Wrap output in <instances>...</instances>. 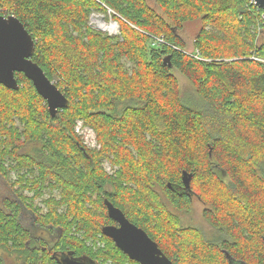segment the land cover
Instances as JSON below:
<instances>
[{
    "label": "trees",
    "instance_id": "trees-1",
    "mask_svg": "<svg viewBox=\"0 0 264 264\" xmlns=\"http://www.w3.org/2000/svg\"><path fill=\"white\" fill-rule=\"evenodd\" d=\"M154 4L0 0V14L17 17L32 34L33 61L68 100L51 116L22 72L19 89L0 84V249L16 264H51L54 249L100 264H140L102 233L112 222L104 199L173 264H264L262 9L248 0ZM94 12L118 33L91 26ZM193 21L199 28L187 42L181 33ZM152 36L168 43L154 44ZM78 120L98 147L76 132ZM192 195L204 204L211 237L182 219ZM22 209L55 231L44 243L50 250L26 245ZM0 264H7L2 253Z\"/></svg>",
    "mask_w": 264,
    "mask_h": 264
},
{
    "label": "water",
    "instance_id": "water-1",
    "mask_svg": "<svg viewBox=\"0 0 264 264\" xmlns=\"http://www.w3.org/2000/svg\"><path fill=\"white\" fill-rule=\"evenodd\" d=\"M256 2L264 10V0ZM90 25L94 26L91 23ZM34 48L35 40L32 34L17 17L0 15V84L10 89H19L16 73L22 72L32 81L38 94L46 101L49 113L54 116L59 109L66 106L68 100L40 65L33 61ZM181 177L183 187L189 189L191 175L183 171ZM168 186L170 187V184ZM104 202L108 216L119 225H105L102 227V233L110 237L130 259L140 264H173L141 227L128 220L124 213L107 199H104ZM66 264L86 263L73 259ZM89 264L95 263L91 260Z\"/></svg>",
    "mask_w": 264,
    "mask_h": 264
},
{
    "label": "rangeland",
    "instance_id": "rangeland-1",
    "mask_svg": "<svg viewBox=\"0 0 264 264\" xmlns=\"http://www.w3.org/2000/svg\"><path fill=\"white\" fill-rule=\"evenodd\" d=\"M146 1L150 5H153V6L155 5L154 0H146ZM0 15H2V14H0ZM95 17H102L103 20L105 21V23H114L112 21H106L103 14H101L99 12H94L91 14L90 23L99 29L101 27L96 26L95 21H94ZM198 28H199V23L196 21L186 23L184 30L181 33L184 40H186L187 42H190V40H191L190 37L193 36L194 32H196L198 30ZM101 30L107 31L110 34H116V33H118V26L116 24L115 30H112V31H110L108 29H101ZM187 49H191V48H187ZM175 73L177 74L178 78L181 81L182 89L185 92H191L192 88H191L189 82L183 76H181L176 70H175ZM76 132L82 136V138H83V140L87 146H89V147H98L99 146V144L95 140L94 131L90 127L83 125L82 120L77 121ZM104 166L108 172H111L113 170V168L109 165L108 162H104ZM214 170L218 174L219 177H221V178L225 177V172L223 170H221L217 167H215ZM11 177L15 178L14 172L11 173ZM3 187H4V183H3V180L0 178V193L3 189ZM203 207H204V204L198 198L193 197V199H192V210L189 213H183L182 219L185 223L190 222V223L199 225L200 227H202L204 229L206 235L208 237H211V236H213V234H216V231L205 221V219L202 215ZM98 245H99V243H98Z\"/></svg>",
    "mask_w": 264,
    "mask_h": 264
},
{
    "label": "flooded vegetation",
    "instance_id": "flooded-vegetation-1",
    "mask_svg": "<svg viewBox=\"0 0 264 264\" xmlns=\"http://www.w3.org/2000/svg\"><path fill=\"white\" fill-rule=\"evenodd\" d=\"M181 189H184V188L182 187ZM190 197L191 199H193L194 195ZM17 217H18L17 219L23 223L25 229L29 231L30 238L28 239V241H26L27 246L31 245V247L40 248L41 251H45L44 245L47 246V244H44V243L48 242V240H51V241L55 240V235H54L55 231L49 228L48 226L45 227V226L36 224L34 220L30 217L28 210L22 209L21 211L18 212ZM105 225L118 226L119 224L115 220H112V222L107 223ZM102 227H101V230H102ZM10 246L12 249L13 247L12 242L10 243ZM99 246L102 247L104 246V244L99 242ZM50 248L52 247L47 246V250H50ZM94 248H96V246H94ZM0 253L4 255V259L7 264H16L13 253L10 254L1 249H0ZM51 257L53 258V262L51 264H66L67 261L73 260V259L75 261L85 262L86 264H89L90 261L93 260L95 264H100L99 261H96L92 258L84 257L82 255H74L73 253H70V252L56 251L55 249L52 251ZM104 264H107V263H104Z\"/></svg>",
    "mask_w": 264,
    "mask_h": 264
},
{
    "label": "built area",
    "instance_id": "built-area-1",
    "mask_svg": "<svg viewBox=\"0 0 264 264\" xmlns=\"http://www.w3.org/2000/svg\"><path fill=\"white\" fill-rule=\"evenodd\" d=\"M248 4L250 5H255L256 7L260 8L257 5L256 0H248ZM261 20L264 22V10H262L261 15H260ZM153 38V43L154 44H162V43H168L163 36H152ZM183 52L191 54L192 56L196 57V58H201L199 51L197 49L192 50V51H188L187 49H182ZM254 58V57H253ZM264 61V60H263Z\"/></svg>",
    "mask_w": 264,
    "mask_h": 264
},
{
    "label": "bare ground",
    "instance_id": "bare-ground-1",
    "mask_svg": "<svg viewBox=\"0 0 264 264\" xmlns=\"http://www.w3.org/2000/svg\"><path fill=\"white\" fill-rule=\"evenodd\" d=\"M95 24L98 27H101L103 29H108L110 31L115 30L116 24L115 23H105L102 17H95Z\"/></svg>",
    "mask_w": 264,
    "mask_h": 264
}]
</instances>
